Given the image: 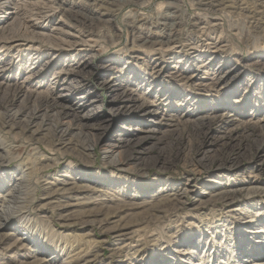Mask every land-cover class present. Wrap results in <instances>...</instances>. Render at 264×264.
<instances>
[{"label":"rangeland","instance_id":"374dc122","mask_svg":"<svg viewBox=\"0 0 264 264\" xmlns=\"http://www.w3.org/2000/svg\"><path fill=\"white\" fill-rule=\"evenodd\" d=\"M7 1L0 264H264V0Z\"/></svg>","mask_w":264,"mask_h":264},{"label":"bare ground","instance_id":"6f19581e","mask_svg":"<svg viewBox=\"0 0 264 264\" xmlns=\"http://www.w3.org/2000/svg\"><path fill=\"white\" fill-rule=\"evenodd\" d=\"M8 1H9V0H8ZM8 1H7V2H8ZM205 124H206V122H204L203 125H205ZM198 125H199V124H198ZM203 125H202V126H203ZM200 126H201V124H200ZM14 193H15V192H14ZM14 198H15V197L12 196V197L10 198V200H9V203L12 204V205H13V203L15 202V201H12V200H14ZM10 206H11V205H10ZM5 214H6V213H1V214H0V223L2 222V220H3Z\"/></svg>","mask_w":264,"mask_h":264}]
</instances>
